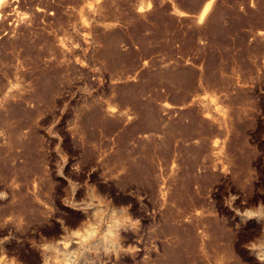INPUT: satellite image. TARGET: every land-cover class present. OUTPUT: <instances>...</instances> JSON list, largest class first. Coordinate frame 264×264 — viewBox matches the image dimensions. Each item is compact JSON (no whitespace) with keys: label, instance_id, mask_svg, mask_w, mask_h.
I'll return each mask as SVG.
<instances>
[{"label":"rangeland","instance_id":"374dc122","mask_svg":"<svg viewBox=\"0 0 264 264\" xmlns=\"http://www.w3.org/2000/svg\"><path fill=\"white\" fill-rule=\"evenodd\" d=\"M0 264H264V0L1 3Z\"/></svg>","mask_w":264,"mask_h":264},{"label":"bare ground","instance_id":"6f19581e","mask_svg":"<svg viewBox=\"0 0 264 264\" xmlns=\"http://www.w3.org/2000/svg\"><path fill=\"white\" fill-rule=\"evenodd\" d=\"M5 0H0V4L1 3H3ZM206 9H207V6L206 7H204V9L201 11V16H203L202 14L206 11ZM196 85V84H195ZM197 101V100H196ZM207 101V100H206ZM210 101V100H209ZM212 101V100H211ZM210 101V102H211ZM209 105V104H208ZM209 107V106H208ZM226 113H227V111H226ZM225 114V113H224ZM220 125V124H219ZM223 125V124H222ZM215 143H217V142H215ZM92 228V227H91Z\"/></svg>","mask_w":264,"mask_h":264}]
</instances>
